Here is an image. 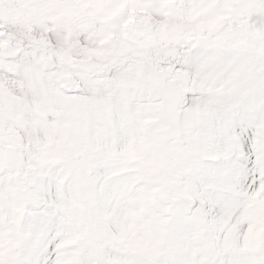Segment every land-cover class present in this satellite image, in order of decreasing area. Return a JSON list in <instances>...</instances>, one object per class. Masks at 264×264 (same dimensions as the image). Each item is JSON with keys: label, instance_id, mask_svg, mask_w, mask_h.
<instances>
[{"label": "snow or ice", "instance_id": "obj_1", "mask_svg": "<svg viewBox=\"0 0 264 264\" xmlns=\"http://www.w3.org/2000/svg\"><path fill=\"white\" fill-rule=\"evenodd\" d=\"M0 264H264V0H0Z\"/></svg>", "mask_w": 264, "mask_h": 264}]
</instances>
